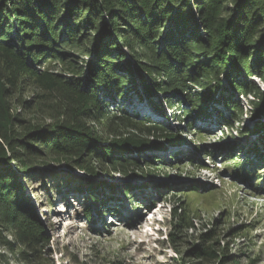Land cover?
<instances>
[{
    "label": "trees",
    "instance_id": "1",
    "mask_svg": "<svg viewBox=\"0 0 264 264\" xmlns=\"http://www.w3.org/2000/svg\"><path fill=\"white\" fill-rule=\"evenodd\" d=\"M0 56V247L17 253L12 260L34 264L47 242L35 228L37 207L20 176L38 159L80 170L84 175L74 176L75 190L88 192L96 203L103 205L118 188L138 206L143 202L136 190L154 185L136 189L120 183L97 198L102 185L89 176L107 169L144 175V165L156 152L175 160L188 155L175 151L186 141L181 127L173 132L167 120H142L121 107L128 90L146 97L161 117L183 122L186 132L212 115L221 118V127L235 131L245 113L241 95L253 97L254 117L264 114V90L251 78L264 81V0H0ZM83 56H93L86 67L79 65ZM56 64L70 77L53 72ZM31 85L35 94L28 100L21 94ZM158 93L174 112L171 116ZM50 98L54 101L46 102ZM44 103L50 107L46 124L31 123L15 108L28 112L45 109ZM243 129L242 134L254 133L264 143V122ZM230 143L240 153L248 145ZM247 153L233 162L261 180L252 168L256 156L264 160V147L254 143ZM242 170L236 174L246 176ZM190 189L199 192L196 185ZM142 193L144 200L147 193ZM176 217L178 228L189 227L185 211ZM211 232L200 235L193 264L218 258L219 242ZM223 257L226 264L230 257ZM9 259L0 252V264Z\"/></svg>",
    "mask_w": 264,
    "mask_h": 264
},
{
    "label": "rangeland",
    "instance_id": "2",
    "mask_svg": "<svg viewBox=\"0 0 264 264\" xmlns=\"http://www.w3.org/2000/svg\"><path fill=\"white\" fill-rule=\"evenodd\" d=\"M14 25L18 27L16 23ZM93 43L96 41L93 40ZM125 52L132 59L129 50L125 48ZM33 54L34 49L28 57L31 61ZM92 59L93 56H83L79 65L86 67ZM0 61H3L2 56ZM56 66L53 72L70 77L68 71L59 64ZM84 78L88 79L89 74L85 73ZM251 78L264 90L263 80L254 76ZM31 86H26V92L22 91L23 98L29 100L34 96L35 89ZM157 96L165 106L164 95L158 93ZM145 98L136 97L130 89L121 107L138 113L141 115L138 118L142 120L146 117L152 122L167 120L173 132H180L182 128L186 141L175 151L182 149L188 155H178L180 158L175 160L166 152H156L144 165V175L136 172L126 176L107 169L89 176L96 184L102 185L100 192H96L97 198L106 197L110 187L120 183L128 182L136 189L143 183L154 185L136 190L143 202L138 206L118 188L111 198L113 200H104L103 205L96 203L88 192L83 195L75 190L74 176L84 175L80 170H73L65 162L52 159L43 164L38 159L34 167L20 173L27 194L37 207L39 224L33 225L42 234L41 240L47 241L40 248L39 256L33 257L34 264H193L196 258L192 252L200 243V235L209 231L219 242L215 246L218 258L202 264H222L223 256L227 254L230 258L226 264H264V160L253 157L256 167H251L253 173L263 177L261 180L252 179L248 173L250 170L243 169L248 170L243 172L245 165L237 167L232 160L235 156L244 160L254 143L260 150L264 147L258 135L241 133L243 128L253 130L256 124L264 121V115L260 119L252 115L250 101L253 97L240 96L245 113L240 122L235 123V131L221 127L218 124L221 118L212 115L203 121L196 120L197 128L189 132H186V125L175 118H158V110L150 107L151 103ZM140 101L145 104H140ZM48 103L43 104L45 109L42 107L28 112L17 105L15 108L31 123L38 121L46 124L51 120ZM165 112L174 113L171 108ZM235 140L248 144L246 153H240L238 147L231 145L230 141ZM198 145L203 147L202 153ZM12 165L18 168L17 163ZM241 170L246 176L236 174ZM195 185L199 192L191 191L190 188ZM141 190L147 193L144 200ZM110 207L117 211L115 215L109 213L112 211ZM87 211L92 215L90 218ZM184 211L190 225L178 228L176 212ZM0 252L10 258L9 264H31L22 259L12 260L17 253L3 247H0Z\"/></svg>",
    "mask_w": 264,
    "mask_h": 264
},
{
    "label": "water",
    "instance_id": "3",
    "mask_svg": "<svg viewBox=\"0 0 264 264\" xmlns=\"http://www.w3.org/2000/svg\"><path fill=\"white\" fill-rule=\"evenodd\" d=\"M252 107H253V110H252V111H254V108H255V107H254L253 104H252ZM252 115H253V114H252ZM263 115H264V114H263ZM253 116H254V115H253ZM260 117H262V115H260ZM260 117H259V118H256V119H260ZM263 122H264V121H263ZM263 122H262V123H263Z\"/></svg>",
    "mask_w": 264,
    "mask_h": 264
}]
</instances>
